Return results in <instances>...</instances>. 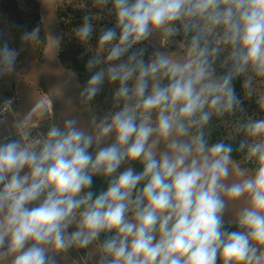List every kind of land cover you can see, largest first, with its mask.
I'll use <instances>...</instances> for the list:
<instances>
[{"label": "clouds", "instance_id": "1", "mask_svg": "<svg viewBox=\"0 0 264 264\" xmlns=\"http://www.w3.org/2000/svg\"><path fill=\"white\" fill-rule=\"evenodd\" d=\"M98 3L111 5L115 22L85 64L81 96L87 104L115 85L114 110L94 115L93 130L69 117L39 140L0 139V264H58L59 254L93 244L98 264H264V139L235 149L255 158L248 175L232 144H210L205 133L213 115L241 106L236 79L264 77V0ZM93 32L86 19L76 36L87 42ZM155 32L164 45L183 35L186 58L145 59ZM17 56L0 46V74ZM246 128L264 137V119ZM230 166L242 179L228 184ZM94 177L106 181L99 192ZM241 197L240 230L230 231L226 198Z\"/></svg>", "mask_w": 264, "mask_h": 264}, {"label": "rangeland", "instance_id": "2", "mask_svg": "<svg viewBox=\"0 0 264 264\" xmlns=\"http://www.w3.org/2000/svg\"><path fill=\"white\" fill-rule=\"evenodd\" d=\"M76 4L75 10H79L81 14H86L87 17L92 14L93 17H89L92 23L98 18L100 21H115L110 4L102 6L98 0H78ZM36 14L39 15L40 23L36 21ZM39 25L43 30V42L38 36ZM25 33L35 34L24 39ZM60 38L54 0H0V46L7 44L18 52L15 65L0 74V104L9 99L14 100L11 106L14 113L0 120V139L8 136L22 138L27 134L29 140H39L52 124L62 125L69 117L77 118L80 126L93 130L94 115L102 117L114 110L105 106L104 101L97 97L87 104L82 102L83 97L76 77L63 69L57 61ZM162 39L163 34L155 32L143 42L142 46L147 47L145 59L153 51H160L175 60L186 58L187 43H180L172 37L164 45L161 43ZM218 71H222L219 66ZM90 75L91 73L88 78ZM245 79L241 77L233 82L239 84L240 89L236 92L242 102L241 106L222 116L213 115L205 128L207 139L211 132L220 140L237 131L244 133L248 145L264 139L251 137L246 128L249 122L264 119V111L249 115L242 105L249 98L264 101V77L253 75L250 84H246ZM8 126L12 132L7 130ZM254 159L247 155V161ZM234 164L241 169V163ZM243 171L248 175L254 172ZM239 179L242 178L236 176L230 166V176L225 183L230 184ZM247 204L246 197L238 200L226 198L223 213L225 225H237L236 218ZM103 238L102 236L101 240ZM98 259L96 244L90 245L88 249H72L57 256L58 264H98ZM217 264H223V261L218 260Z\"/></svg>", "mask_w": 264, "mask_h": 264}, {"label": "trees", "instance_id": "3", "mask_svg": "<svg viewBox=\"0 0 264 264\" xmlns=\"http://www.w3.org/2000/svg\"><path fill=\"white\" fill-rule=\"evenodd\" d=\"M55 1V17L57 20L58 28L61 32V38L57 53V61L63 69L70 71L76 77V81L81 89V92L88 80L89 72L86 71L85 64L87 60L95 55L97 52L98 37L101 31L107 27H112L115 21H100L99 18L92 23L86 14H81L79 10H75L76 2L78 0H54ZM88 20L93 25V36L87 42L80 41L76 36L77 29ZM36 21L40 23L39 15L36 14ZM100 21V22H99ZM39 40L44 41V35L41 25H39L38 32ZM175 39L180 43H187L183 35L175 36ZM235 90L239 91V84H234ZM113 85H104L102 91L96 96L104 101V105L113 109ZM243 107L249 115L254 112L264 111L262 102L256 99L249 98L243 102ZM242 131L224 136L222 139L217 140L216 134L211 132L209 134V143L214 144L217 142H224L232 144L234 151L232 153V161L234 163H241V169L247 171H254L257 167L256 160L247 161L248 151L245 148L243 151L235 150L241 142L246 141ZM250 140V138H249ZM127 165H125L126 167ZM131 166L137 171H142V165L139 162H132ZM106 187V181L102 177H94L93 190L99 192L102 188ZM226 228L231 230H240L238 225H225Z\"/></svg>", "mask_w": 264, "mask_h": 264}, {"label": "built area", "instance_id": "4", "mask_svg": "<svg viewBox=\"0 0 264 264\" xmlns=\"http://www.w3.org/2000/svg\"><path fill=\"white\" fill-rule=\"evenodd\" d=\"M11 100H12V104H13L14 103L13 102L14 100L13 99H11ZM3 104H4V102L0 104V107H2ZM12 104H11V106H12ZM11 113H12V108H10V110L7 111V112L0 113V120H3L7 115H9Z\"/></svg>", "mask_w": 264, "mask_h": 264}, {"label": "crops", "instance_id": "5", "mask_svg": "<svg viewBox=\"0 0 264 264\" xmlns=\"http://www.w3.org/2000/svg\"><path fill=\"white\" fill-rule=\"evenodd\" d=\"M12 113H14V112H12ZM8 131H10V132H12V129H10V127L8 126V129H7ZM37 130V129H36Z\"/></svg>", "mask_w": 264, "mask_h": 264}]
</instances>
